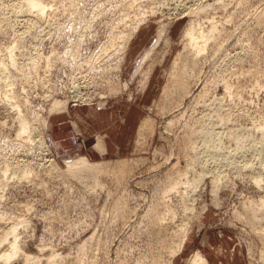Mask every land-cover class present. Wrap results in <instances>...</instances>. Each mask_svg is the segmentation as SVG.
I'll return each instance as SVG.
<instances>
[{
  "label": "rangeland",
  "instance_id": "374dc122",
  "mask_svg": "<svg viewBox=\"0 0 264 264\" xmlns=\"http://www.w3.org/2000/svg\"><path fill=\"white\" fill-rule=\"evenodd\" d=\"M47 1L52 8L39 13L27 0H0V264H190L196 252L208 264H264V0ZM144 11L122 50L99 57ZM191 20L206 33L215 26V37L180 88L173 64ZM161 22L170 41L153 57L167 49L164 57L150 58L132 78ZM58 97L70 99L68 110L51 114ZM16 103L33 126L47 118L46 147L40 131L18 136ZM76 106L90 113L76 135L95 147L82 155L114 166L129 158L123 169L79 179L57 157L50 117L63 112L70 123ZM148 115L154 132L140 138ZM179 178L189 182L168 191ZM18 220L21 251L6 263L1 255ZM184 225V246L173 255Z\"/></svg>",
  "mask_w": 264,
  "mask_h": 264
},
{
  "label": "bare ground",
  "instance_id": "6f19581e",
  "mask_svg": "<svg viewBox=\"0 0 264 264\" xmlns=\"http://www.w3.org/2000/svg\"><path fill=\"white\" fill-rule=\"evenodd\" d=\"M72 1L73 2L75 1V3H76V1L78 2V0H72ZM27 2L29 4V8H31L32 10L34 9V10H36L39 13L40 12H43V13L46 12L49 9L48 7H50V3L47 0H27ZM75 3H74V5H75ZM51 8L52 7H50V9ZM151 10H152V8H151ZM199 10H200V7H198L195 10H192V11L198 12ZM153 11H154V9H153ZM192 11H190V13ZM141 12H143V10ZM139 14L136 13V19H137V21L130 23V24H134V26H133L132 29H129V30L125 31V32L124 31H121L120 33H118L115 36H113V38H110L108 40V42H106V44L104 43V45L101 47V51H98V53L100 52L99 53V57H101L103 54L109 52L114 46H115V50L116 51L118 49L119 50L120 49L122 50L123 44L125 45L127 42L130 41V39L132 38V36L134 35V33L136 31H138L139 24L145 19V17L149 13L146 12V11H144V13H142V15H139ZM199 26H200V22H199V25H198V23L195 20H191V22L189 23V26H188V28L186 30L187 43H186V46L184 47V51L180 53V60H179V62H174V64H173V75H174V77H172V78L178 82L180 88H184V86L186 84V81L184 79V74H185L186 70L188 68H191V67L194 68L193 66H195V65L198 66L199 57L201 55H203L207 51V49L209 47V43L211 42L212 37H215V35H214V31L216 29L215 26L210 30V33H206L205 30H204V28L201 29V26L200 27ZM167 32H168V23L161 22L160 25L158 26V29H157V34H156L155 41L153 42V44L150 47H148L145 50V52L142 55L141 59L138 60V61H136L135 72L132 75V78H134L139 73V71L141 70L142 65L146 61H148L150 58L153 57L154 53L157 51L156 49L159 48L158 46L160 44H162L163 46L166 45L165 47L168 46V43H169L170 39L167 36ZM214 39L215 38H213V40ZM186 47L188 49L187 54H186ZM15 48H16V45H11L7 49V51L10 54L11 59L13 60V61H11L12 64H14L16 66V64H18L17 61H16V59H17L18 56L13 53V51H14ZM0 51H1V49H0ZM166 51H167V49L164 50V53L162 54V57L160 55V57L159 56H156V57H153V58H156L157 59V57H158L159 58L158 60H161L164 57ZM4 54H7V53H4ZM185 54H186V57L184 58ZM5 56L6 55H4V57ZM94 57H95V55H94ZM0 58H3V57H0ZM21 58L19 57V59H21ZM23 58H25V57H23ZM36 58H38V56ZM50 58L51 57L48 56L47 59L49 60ZM30 59L31 58H29V60ZM156 59L155 60H152V64L149 65V69L146 71L147 75H146V78L144 80L145 86L148 83V79H149L150 74L152 72L153 66L155 65L154 64V61H158ZM3 61H4V59H2V62H1L2 65H5V64L7 65L6 61H5V64H4ZM31 61H32V64L31 65H34V67H35L36 63H38V65H39V62H36L35 60H31ZM20 62H22V61H20ZM23 62H24V60H23ZM23 64L25 65L27 63H23ZM6 65L4 66V68L5 67L6 68L7 67L9 68V65H7V66ZM14 65H12V66H14ZM19 65H17V67H23L21 63ZM17 67H15L16 71H17ZM30 67L31 68H34L32 66H30ZM28 68H29V66H28ZM37 68H39V67H37ZM37 68H35L36 71L35 70L34 71L38 73ZM25 69H26V67H25ZM25 69H20V70H22L21 72L23 73V70H25ZM2 70H3V67H2ZM7 70L8 69H6V71ZM29 70L26 69L24 71V73L26 74V76L28 78H30L33 75V74L30 75V73H32V72H29ZM18 71H19V69H18ZM19 73H20V71H19ZM19 75H23V74H19ZM22 78L23 77L20 76V79L21 80H24L25 79V78L24 79H22ZM30 80H32V79L30 78ZM123 85L124 86H127L128 83L127 82L126 83L124 82ZM0 91L2 92V90H0ZM165 91H166L165 93H167L168 92V88L167 89L165 88ZM69 102H70V99L69 98H59V97L58 98H54V100L52 101V104L50 106L49 113L52 114V113H54L56 111H63V110H66V109L68 110ZM15 106L17 107L18 111L20 112V114L18 115V116H20L19 117L20 118V125H19L18 132H17L18 133V136L19 137H22V136H24V133H29V135H30V131H29L30 128H32L31 131L33 133H36V134H38V131H40V135H41L42 138L40 137V141L38 142L39 143V146L40 147H46V143H45L46 138L44 137V129H45L46 125H47V118L46 117H41L39 126H37V124H36V126H33L32 121H30L24 115H21L22 108L20 106V103H16ZM74 124H76V122H74ZM155 124H156V120L151 115L146 116L145 119H143L141 121L140 126H139V136H140V138L145 133H153L154 132V129H155ZM34 125H35V123H34ZM139 142L140 143H143L144 141H141V139H139ZM97 146H99L102 150H104V148H105L104 147V143H103L102 140H100L98 142ZM129 161H130L129 158L128 159L127 158H124L122 160L117 161V163H116L117 166H114L115 164L114 165H111L110 164V161H108V160L95 161V160L89 159L85 155H81L79 158H76V159H73V160H65L66 166H67V170L70 171V172H72V173H74V174H76L79 179L80 178H83L86 174H98L99 172H101L103 170L109 169L111 166L114 167V168L117 167V169L119 171V169H123L124 168L123 166L126 165L127 163H129ZM53 165L57 169H60L61 168L58 165V162L55 159L53 161ZM6 166H8V164ZM10 169H12V167H10ZM8 170H9L8 167L5 168V172H4L5 174L3 176H6V175H8V173H10V172H8ZM2 172H3V169H2ZM16 174L19 175L18 173H16ZM12 175H13V173H12ZM24 175H29V171H25L24 172ZM5 180L7 181L8 179H5ZM184 182H189V180L186 181L183 178H179L176 181V183L174 185H172V187L168 188V191L169 190H173V189H177L178 185H180V184H182ZM219 186H220V182L215 181L213 192H216L217 193V189H218ZM262 202H264V200ZM263 207H264V204H263ZM21 220H20V222L18 220L17 223L14 222L15 224L13 223V226L10 228L11 230L9 231V234L10 233H13L14 238L9 242V250L3 252L2 255H1V257L4 258V260H5L6 263L12 257H14L15 255H17L21 251V248H20V245H19V239H18L19 232L17 230V225L19 223H23L24 224V222H26V223L29 222L28 219H23L22 221ZM187 232H188V226L187 225H184V227H182V235L180 236L177 244L171 248V254L175 255V254H177L183 248L184 243H185V240H186V237H187ZM7 236H6L5 239L4 238L3 239L9 241V239H8ZM24 255H25L26 261H29V260H31V259L34 258L32 255L27 254V253L24 254ZM52 256L53 257H51L52 259L50 261H56L57 254L52 255ZM168 263H165V264H168ZM190 264H208V260H207V258L203 254H201L200 252H196L195 255H194V257H193V259L191 260Z\"/></svg>",
  "mask_w": 264,
  "mask_h": 264
},
{
  "label": "crops",
  "instance_id": "0c3cea01",
  "mask_svg": "<svg viewBox=\"0 0 264 264\" xmlns=\"http://www.w3.org/2000/svg\"><path fill=\"white\" fill-rule=\"evenodd\" d=\"M70 115L72 118V120H70V123L67 119V115L63 112L53 115L52 117H50L49 120V124H51L52 127V135L54 140L53 142L57 157L64 160H71L75 157L84 154V148L87 150L89 148L94 147L92 145L90 146L86 142L81 145V142L79 141L78 136L76 135L77 133L74 124L75 121L77 126L85 125L84 121L87 117L90 116V113L84 111L81 106H78V108L76 106L71 111ZM63 119L66 121L64 125L65 127H63V124L61 123ZM67 122L70 124V128ZM85 129H87L86 131H90L89 127H86Z\"/></svg>",
  "mask_w": 264,
  "mask_h": 264
}]
</instances>
